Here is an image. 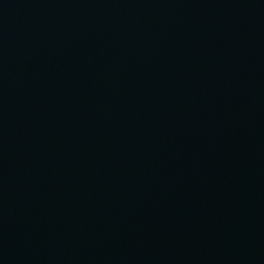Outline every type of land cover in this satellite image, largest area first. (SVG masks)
I'll use <instances>...</instances> for the list:
<instances>
[{
  "label": "water",
  "instance_id": "1",
  "mask_svg": "<svg viewBox=\"0 0 264 264\" xmlns=\"http://www.w3.org/2000/svg\"><path fill=\"white\" fill-rule=\"evenodd\" d=\"M0 264H264V0H0Z\"/></svg>",
  "mask_w": 264,
  "mask_h": 264
}]
</instances>
